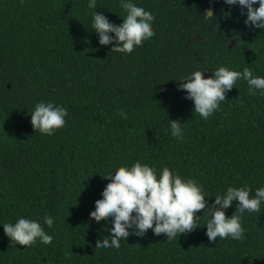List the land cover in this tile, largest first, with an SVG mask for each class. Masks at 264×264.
<instances>
[{
  "label": "trees",
  "instance_id": "16d2710c",
  "mask_svg": "<svg viewBox=\"0 0 264 264\" xmlns=\"http://www.w3.org/2000/svg\"><path fill=\"white\" fill-rule=\"evenodd\" d=\"M209 1L136 0L156 15L155 35L115 53L99 44L92 13L120 24L119 0H97L96 9L88 0H0V222L39 219L53 237L14 246L0 225V264H264V203L242 214L241 241H209L202 210L198 228L172 240L149 229L105 249L98 241L111 238L112 218L90 216L111 179L101 176L137 161L195 179L209 207L229 186L248 185L250 195L264 187V95L237 81L204 120L179 88L193 71L220 66L264 76V29L224 0L205 19ZM39 102L68 111L53 135L30 123ZM237 206L226 216L241 215Z\"/></svg>",
  "mask_w": 264,
  "mask_h": 264
},
{
  "label": "clouds",
  "instance_id": "9594fccd",
  "mask_svg": "<svg viewBox=\"0 0 264 264\" xmlns=\"http://www.w3.org/2000/svg\"><path fill=\"white\" fill-rule=\"evenodd\" d=\"M229 6H238L241 14L246 15V25L264 29V0H224ZM258 5V7H254ZM89 9L97 8V0H88ZM119 7L124 10L122 23L111 22L103 13H92V28L98 34L99 44L112 45L113 51L132 52L138 44H143L146 38L155 35L153 21L156 15L150 9L139 4L136 0H119ZM205 19L214 17L209 10ZM122 42V43H121ZM208 71V70H207ZM207 71H193L180 81L184 83L179 88L186 90V99L194 102V112L207 120L226 100V93L233 89L237 81L247 83L250 95L259 91L264 95V76L254 75L249 67L242 71L220 66L214 69L212 75L204 78ZM127 113H121L126 116ZM68 111L52 102H39L31 112L30 123L35 132L43 135H53L57 129L64 127ZM172 137L183 141L182 125L170 121ZM102 178L111 177L102 189V196L95 200V209L90 216L97 221L111 217L110 239H100L98 247L120 248L121 240H127L130 234L142 237L151 229L154 235L165 234L168 240L180 234L189 233L198 228L197 220L201 216L197 212L203 210L210 217L206 222V236L209 241L231 238L241 241L245 238L242 226V214L259 213L264 203V187L252 189L248 185L227 187L223 193L214 196L211 206L205 199L206 194L195 179H185L178 172L168 167L157 170L148 164L137 161L128 166H119L106 172ZM208 197V196H207ZM233 201H238L236 212L226 216L227 209ZM11 245L17 244L30 247L37 240L47 245L53 240L39 219L32 220L18 217L15 223L0 222ZM43 225L53 228L52 216L45 214ZM131 230V231H130Z\"/></svg>",
  "mask_w": 264,
  "mask_h": 264
},
{
  "label": "water",
  "instance_id": "95a60500",
  "mask_svg": "<svg viewBox=\"0 0 264 264\" xmlns=\"http://www.w3.org/2000/svg\"><path fill=\"white\" fill-rule=\"evenodd\" d=\"M209 10H211L212 12H213V10H214V1H213V0H210V1H209V7H208L206 13H207ZM234 44H235V40H233V41L230 43V45H229V49H230ZM211 75H212L211 72L208 71V72L204 73V78H208V77H210Z\"/></svg>",
  "mask_w": 264,
  "mask_h": 264
}]
</instances>
